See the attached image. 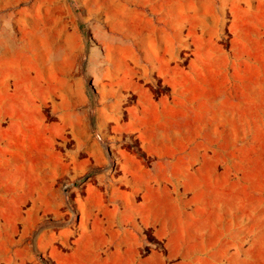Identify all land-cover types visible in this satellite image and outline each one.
Masks as SVG:
<instances>
[{
    "label": "rangeland",
    "instance_id": "374dc122",
    "mask_svg": "<svg viewBox=\"0 0 264 264\" xmlns=\"http://www.w3.org/2000/svg\"><path fill=\"white\" fill-rule=\"evenodd\" d=\"M0 264H264V0H0Z\"/></svg>",
    "mask_w": 264,
    "mask_h": 264
}]
</instances>
